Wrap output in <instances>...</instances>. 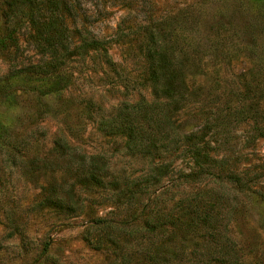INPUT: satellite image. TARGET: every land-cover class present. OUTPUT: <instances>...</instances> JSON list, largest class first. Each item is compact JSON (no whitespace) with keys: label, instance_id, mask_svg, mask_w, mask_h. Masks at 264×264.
Listing matches in <instances>:
<instances>
[{"label":"rangeland","instance_id":"374dc122","mask_svg":"<svg viewBox=\"0 0 264 264\" xmlns=\"http://www.w3.org/2000/svg\"><path fill=\"white\" fill-rule=\"evenodd\" d=\"M10 1L0 0V27L17 39L0 50V82L12 75L0 90V264H187L201 242L187 200L207 189L228 196L213 213L232 264H264V0H35L34 16ZM152 33L191 91L194 110L171 112L174 132L212 140L207 166L246 188L186 177L200 169L183 143L133 152L115 129L125 104L155 101ZM52 74L66 80L57 93L40 84ZM223 114L225 129L204 125Z\"/></svg>","mask_w":264,"mask_h":264},{"label":"trees","instance_id":"16d2710c","mask_svg":"<svg viewBox=\"0 0 264 264\" xmlns=\"http://www.w3.org/2000/svg\"><path fill=\"white\" fill-rule=\"evenodd\" d=\"M55 1L58 2V0ZM59 1L61 3L58 6L55 5V8H62V0ZM10 2L17 3L16 9H21L25 15L31 14L34 16L36 13L33 6L35 0H11ZM14 5L11 6L14 7ZM14 30L0 27V50H7L17 43ZM154 35L152 33L148 36L149 47L146 50V57L149 80L155 101L147 103L144 99H141L133 105L125 104L119 112L120 121L116 124L115 129L125 134L127 148L133 152H150L152 144L162 138V140L165 139V141L173 142V144L181 145L183 143L186 154L193 161L194 168L200 169V172L192 173L186 177L190 178L199 175V173L217 175L222 182L231 185L235 189L246 188L247 184L242 176L233 172L215 174L211 170L214 166H207L210 158H212L208 149L209 145L212 144V140L205 141V136L197 130L196 132L189 130L182 135L174 132L171 125L173 111L176 113L178 110H194V107L187 108L190 106L188 97L191 91H189L186 77L183 76V68L178 64V57L165 52L161 46V38ZM99 45L100 42L92 38L89 42V49L97 48ZM11 79L12 75L5 77L0 82L2 92L9 93L10 90L5 84L9 83ZM41 81L42 89L51 93L61 91L66 85L65 78L60 74L46 76ZM230 117L231 114H223L217 117L218 122L213 119L211 124L205 122L204 125H210L211 128L214 126V133H216L229 125ZM154 130H158L157 133H152ZM6 131L4 123L0 120L1 139H5ZM176 139L177 141H175ZM223 191L227 190L224 189ZM226 201H228V196L225 193L219 194L213 189L195 192L193 198L187 200L186 207L194 209V212L186 217V223L199 233L198 237L201 239L198 244L200 247L199 253L189 257L190 261L187 264H232L236 259L234 245L224 230L225 218L213 213L217 205L223 207Z\"/></svg>","mask_w":264,"mask_h":264}]
</instances>
